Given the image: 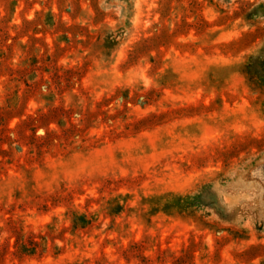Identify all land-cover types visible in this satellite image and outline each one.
Listing matches in <instances>:
<instances>
[{
	"label": "rangeland",
	"instance_id": "374dc122",
	"mask_svg": "<svg viewBox=\"0 0 264 264\" xmlns=\"http://www.w3.org/2000/svg\"><path fill=\"white\" fill-rule=\"evenodd\" d=\"M0 264H264V0H0Z\"/></svg>",
	"mask_w": 264,
	"mask_h": 264
}]
</instances>
